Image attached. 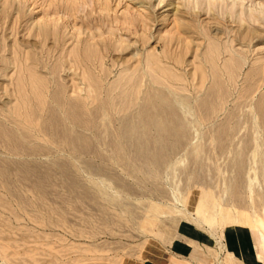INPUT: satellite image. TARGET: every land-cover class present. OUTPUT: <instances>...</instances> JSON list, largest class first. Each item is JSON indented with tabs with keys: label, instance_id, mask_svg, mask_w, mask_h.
Wrapping results in <instances>:
<instances>
[{
	"label": "rangeland",
	"instance_id": "374dc122",
	"mask_svg": "<svg viewBox=\"0 0 264 264\" xmlns=\"http://www.w3.org/2000/svg\"><path fill=\"white\" fill-rule=\"evenodd\" d=\"M174 1L101 0L105 14L98 0L83 12L76 0H0V264H244L226 247L241 258L250 236L264 264V82L244 97L264 64V0ZM232 3L254 11L262 39L232 43ZM60 15L59 46L43 42L39 20ZM221 46L245 63L239 73ZM181 225L213 244L189 242ZM177 240L195 252L171 254Z\"/></svg>",
	"mask_w": 264,
	"mask_h": 264
},
{
	"label": "bare ground",
	"instance_id": "6f19581e",
	"mask_svg": "<svg viewBox=\"0 0 264 264\" xmlns=\"http://www.w3.org/2000/svg\"><path fill=\"white\" fill-rule=\"evenodd\" d=\"M72 0H70V2H71ZM77 2H78V4L77 5H79L80 3H84L85 1H82L81 2V0H80V2L78 1V0H76ZM88 1V0H87ZM100 1V3L102 4V2H101V0H98V2ZM176 1V0H175ZM174 1V2H175ZM179 1V0H178ZM187 2L188 1V4L190 3L192 6L193 5H197V6H199V4H201L202 3V0H184V2ZM218 1H220V2H223L224 1V3H225V0H213V2H218ZM234 1V0H233ZM236 1H238V0H236ZM241 1V0H240ZM243 1L244 2H246L245 0H242V3H243ZM70 2H68L69 4H71ZM90 2V6H89V4L87 3V2H85L84 4L82 3L81 5H82V7L80 6V9L82 10V12H83V8L85 7L86 9H88L89 7H91L92 5H91V2H93V0L92 1H89ZM97 2V3H98ZM166 2V1H165ZM172 2V1H171ZM208 4L209 3H211L212 4V2L211 1H209V0H207L206 1ZM232 2V1H231ZM230 2V3H231ZM239 2V1H238ZM37 3H38V1H37ZM55 3V2H54ZM73 3L75 4V2H74V0H73V2H72V5H73ZM94 3V2H93ZM182 3H183V0H182V2H181V5L180 6H182ZM204 3V2H203ZM29 4V3H28ZM99 4V3H98ZM97 4V6H99ZM101 4H100V6H101ZM205 4V3H204ZM233 4V3H232ZM240 4V3H239ZM256 4V3H255ZM258 4H259V2H258ZM172 5V4H171ZM175 5H177V3L175 4ZM178 5H179V3H178ZM177 5V6H178ZM185 5L186 4H183V7H185ZM218 5V4H217ZM219 5H220V3H219ZM223 5V4H222ZM221 5V6H222ZM261 4H259V6H260ZM263 5V4H262ZM30 6V5H29ZM107 6V5H106ZM169 6H170V4H169ZM174 6V5H173ZM190 6V5H189ZM205 6L207 7V5L205 4ZM210 6V5H209ZM229 6H231V11H232V15H230V16H232V21H233V19H234V21L232 22L231 20H228V21H230V24H231V22L233 23V25L234 24H236L235 26H236V28L235 29H233V31H234V35H233V37L231 38L232 40H233V42L232 43H237L238 44V46L239 45H242V44H246V43H252L254 40H260V39H262L261 38V33L259 32L260 30H258V29H256L254 26L252 27L250 24H249V22H251V21H253V22H256V21H258L259 19L257 18V16L254 14V11L253 10H250L249 11V14H247L246 13V11L245 10H243V9H239V8H237L238 7V5H236L235 3L233 4V5H229ZM229 6H226V8H228ZM240 6V5H239ZM73 7V6H72ZM88 7V8H87ZM104 7H105V5H104ZM186 7H188V6H186ZM204 7V5L203 6H201V8H203ZM216 7L217 6H214V8L216 9ZM39 8V7H38ZM102 8H103V4H102ZM101 8V11L102 12H104L105 14H106V12H108V8H103L102 9ZM189 8V7H188ZM212 8H213V4H212ZM220 8H222V7H220ZM219 8V9H220ZM225 8V9H226ZM250 8V7H249ZM251 8H253V7H251ZM256 8V6L254 7V9ZM259 8V7H258ZM75 9H76V7H75ZM95 9V8H94ZM177 9H179L178 7H177ZM192 9V8H191ZM205 9V8H204ZM229 9H230V7H229ZM229 9H227V10H229ZM262 8L260 7V10H261ZM77 10H78V8H77ZM76 10V11H77ZM99 10H100V8H99ZM109 10H110V6H109ZM172 10H174V8L172 9ZM171 10V11H172ZM205 10H208V9H205ZM210 10L212 11V9L210 8ZM217 10H218V8H217ZM226 10V13L228 12L229 13V11H227ZM259 10V12H258V14H259V16H264V10H262V11H260ZM9 11V10H8ZM34 11V10H33ZM36 11V10H35ZM55 11H56V9H55ZM67 11V10H66ZM71 10H69L68 11V15H69V12H70ZM85 11V10H84ZM95 11V10H94ZM177 11H179V10H176V12ZM188 12H189V10H187ZM214 11V10H213ZM222 11V10H221ZM257 11V10H256ZM58 12H60V10L58 11ZM72 12V11H71ZM110 12H111V10H110ZM110 12H108V14L110 13ZM173 12V11H172ZM194 12V11H193ZM198 12H200L199 11V9H198ZM201 12H202V9H201ZM214 12H216V10L214 11ZM213 12V13H214ZM217 12H219V14H220V11L218 10ZM66 13V12H65ZM74 13V12H73ZM75 13H77V12H75ZM78 13H80V11L78 12ZM77 13V14H78ZM129 13V12H128ZM133 13V12H132ZM179 13V12H178ZM187 13V12H186ZM191 13V12H190ZM208 13V12H207ZM207 13H205V14H207ZM210 13V12H209ZM225 13V12H224ZM225 13V14H226ZM10 14V13H9ZM19 14V13H18ZM59 14V13H58ZM57 13H56V15H58ZM76 14V15H77ZM103 14V13H102ZM131 14V13H130ZM134 14V13H133ZM136 15H137V13H135ZM195 14H196V12H195ZM197 14H199V13H197ZM204 14V13H203ZM216 14V13H215ZM56 15L54 16V15H52V16H54V17H56ZM61 15H62V18H63V14H62V12H61ZM61 15H60V17L58 18V19H55V20H53V21H51V19H49V20H45V16H44V18H41L39 21H43V19H44V21L42 22V23H40V25L38 26V28L36 29V34H37V36H40V37H42L43 38V42H44V39L45 40H48V38L51 36L52 37V35L55 37V42H56V44L58 45L59 43H57V41H61V39L63 38V36H62V33L60 34V30L58 29V25L60 24L59 22H60V19H61ZM71 15V14H70ZM125 15V14H124ZM182 15V17H183V14H181ZM222 15V14H221ZM228 15V14H227ZM49 16V15H48ZM48 16H46V18L48 17ZM52 16H51V18H52ZM66 16H67V14H66ZM110 16V15H109ZM126 16V15H125ZM131 16H132V14H131ZM130 16V18H133L135 15H133L132 17ZM147 16V15H146ZM169 16V15H168ZM189 16V15H188ZM188 16H186V17H188ZM193 16H195V15H193ZM207 16V15H206ZM74 17V16H73ZM77 16H75V18H76ZM89 17V16H88ZM103 17V16H102ZM145 17V16H144ZM170 17V16H169ZM181 17V18H182ZM197 17V16H196ZM220 17V16H219ZM225 17V16H224ZM234 17V18H233ZM21 18V17H20ZM38 18V17H37ZM40 18V17H39ZM68 19L70 18V16L69 17H67ZM66 18V19H67ZM108 18V17H107ZM136 18H139V16L137 15L136 16ZM135 18V19H136ZM146 19L148 18V16L147 17H145ZM199 18H201L200 17V14H199ZM218 18V17H217ZM222 18V17H221ZM226 18V17H225ZM224 18V19H225ZM246 18H248V20L250 19V21H248ZM36 19V18H35ZM63 19H65V15H64V18ZM165 19H166V17H165ZM186 19V18H185ZM198 19V18H197ZM71 20V18L69 19V21ZM72 20H73V18H72ZM113 20V19H112ZM126 20H127V16H126ZM188 20V19H187ZM223 20V19H222ZM62 21V20H61ZM67 21V20H66ZM66 22V26L71 30V33L72 32H75L74 34H77V35H79V36H81L82 37V33L80 32L81 30H79V29H77L76 27V25H73L71 22ZM104 21V20H103ZM116 21V20H115ZM145 21V20H144ZM168 21V20H167ZM166 21V22H167ZM199 21V20H198ZM197 21V22H198ZM214 22L215 23V25L214 26H218V27H220V25H223L222 23H223V21H222V23L219 21V19H216V18H211V22ZM110 23H111V21H109ZM114 22V21H113ZM146 22H149V21H146ZM187 22V21H186ZM207 22V21H206ZM210 22V23H211ZM259 22V21H258ZM37 23V22H36ZM62 23V22H61ZM73 23H75V21L73 22ZM105 23V22H104ZM108 23V22H107ZM115 23V22H114ZM124 23V22H123ZM38 24H39V22H38ZM63 24V23H62ZM127 24V25H126ZM136 24V23H135ZM145 24V23H144ZM150 24V23H149ZM212 24V23H211ZM225 24V23H224ZM228 24H229V22H228ZM229 24V25H230ZM254 24V23H253ZM61 25V24H60ZM104 25V24H103ZM126 25V26H125ZM125 25H123L125 28H124V30L123 31H128V27L130 28H132V27H134V21H133V19L132 20H128V22H126L125 23ZM146 25H148V23L147 24H145V26ZM187 25V24H186ZM188 25H189V23H188ZM194 25V24H193ZM232 25V24H231ZM262 25H263V23H262ZM32 26H33V23H32ZM114 26H116V25H114ZM122 26V27H123ZM191 26V25H190ZM189 26V27H190ZM208 26L209 25H207V28H208ZM213 26V27H214ZM34 27V26H33ZM37 27V26H36ZM62 27H63V25H62ZM82 27V26H81ZM81 27H80V29H81ZM104 27H105V25H104ZM111 27H112V24H111ZM117 27H118V25H117ZM120 25H119V29H120ZM192 27V26H191ZM190 27V28H191ZM198 27V26H197ZM218 27H215L216 29H215V36H213V38H215L218 42H220V43H223L222 41L223 40H225L224 39V37L226 36V34H225V32H224V30H223V27L225 28V26H223L221 29L220 28H218ZM113 28H115V27H113ZM198 28H200V25H199V27ZM197 28V29H198ZM228 28V27H227ZM28 29V28H27ZM68 29V30H69ZM88 29V28H87ZM90 29V28H89ZM118 29V28H117ZM118 29V30H119ZM126 29V30H125ZM132 29H134V28H132ZM142 29V28H141ZM147 29H148V27H147ZM211 29H212V26H211ZM33 30H35V28H33ZM131 30V29H130ZM129 30V31H130ZM135 30V29H134ZM180 30V29H179ZM183 30V29H182ZM201 30H202V27H201ZM231 30H232V28H231ZM100 31V30H99ZM103 31V30H102ZM111 31V30H110ZM122 31V30H121ZM122 31V32H123ZM146 31V30H145ZM145 31H144V33H145ZM178 31V30H177ZM203 31V30H202ZM225 31L226 32H228V31H230V29H228V30H226L225 29ZM63 32V31H62ZM65 32H68L67 31V29L65 30ZM65 32H63V33H65ZM89 33H90V31H88ZM93 32V31H92ZM113 32V31H112ZM211 32V31H210ZM212 32H214V31H212ZM87 33V32H86ZM104 33V32H103ZM111 33V32H110ZM121 33V32H120ZM120 33H118V34H120ZM143 33V34H144ZM179 33L181 34L182 32L180 31H178V33H177V36L179 35ZM185 33H187V32H185ZM203 33H204V31H203ZM231 33V32H230ZM229 33V34H230ZM31 34V33H30ZM35 34V35H36ZM69 34V33H68ZM96 34V33H95ZM111 34H113V35H115V32H113V33H111ZM122 34V33H121ZM131 34V33H130ZM153 34V33H152ZM183 34V33H182ZM181 34V36H183ZM233 34V33H232ZM67 35V33H65V35H64V37ZM72 35V34H71ZM87 36H89V34H86ZM86 35H85V37H86ZM137 35H138V33H137ZM140 35V34H139ZM145 35V34H144ZM143 35V36H144ZM146 35H147V33H146ZM187 35V34H186ZM210 35V34H209ZM214 35V34H213ZM76 36V35H75ZM118 36V35H117ZM133 36V35H132ZM142 36V35H141ZM188 36L190 37V35H189V33H188ZM228 36H230V35H228ZM53 37V38H54ZM68 36H66V38H67ZM72 37V36H71ZM78 37V36H77ZM76 37V38H77ZM100 37V36H99ZM104 37H105V35H104ZM184 37V36H183ZM41 38V39H42ZM70 38V37H69ZM98 38V37H97ZM103 37H101V39H102ZM112 38V37H111ZM177 38V37H176ZM182 38V37H181ZM185 38V37H184ZM187 38V37H186ZM230 38V37H229ZM38 39H40V38H38ZM74 39V38H73ZM87 39H88V37H87ZM86 39V40H87ZM101 39H98V40H100V41H103V40H101ZM114 39H115V37H114ZM113 39V40H114ZM117 40H118V38H116ZM178 39H179V37H178ZM188 39V38H187ZM72 40V39H71ZM70 40V41H71ZM81 40V39H80ZM117 40H116V43H117ZM164 40V39H163ZM63 41V40H62ZM66 42H67V40H65ZM64 41V42H65ZM88 41H89V39H88ZM95 41V40H94ZM99 41V42H100ZM105 41V40H104ZM107 41V40H106ZM119 41H121V40H119ZM147 41V40H146ZM172 41V40H171ZM186 41V40H185ZM191 41V40H190ZM227 41V40H226ZM90 42H91V40H90ZM132 42V41H131ZM135 42H137V41H135ZM170 42V41H169ZM230 42V41H229ZM255 42V41H254ZM253 42V43H254ZM27 43V42H26ZM62 43V42H61ZM89 43V42H88ZM121 43V42H120ZM119 43V44H120ZM144 43H146V42H144ZM172 43V42H171ZM189 44H193V42H188ZM25 44V43H24ZM30 44V43H29ZM43 43L41 42V45H42ZM55 44V45H56ZM115 44V43H114ZM122 44V46H124L123 44L124 43H121ZM126 44V43H125ZM170 44V43H169ZM226 44V43H225ZM228 44V43H227ZM231 43H229V45H230ZM25 45H27V44H25ZM36 45V44H35ZM106 45H107V43H106ZM178 45H180V44H178ZM194 45V44H193ZM221 45V44H220ZM236 45V44H235ZM37 46V45H36ZM59 46V45H58ZM132 46H133V44H130L129 43V45L125 48V50H124V52H126L128 49H130V48H132ZM135 46V48H136V46L137 45H134ZM184 46V45H183ZM31 47V46H30ZM29 46H28V48H30ZM33 47V46H32ZM32 47H31V49H32ZM40 47V46H39ZM78 47H80L79 45H78ZM81 47H83V45L81 46ZM89 47V46H88ZM125 47V46H124ZM230 47V46H229ZM242 47H243V45H242ZM241 47V48H242ZM84 48V47H83ZM85 48H87V47H85ZM105 48V47H104ZM238 48V47H237ZM53 49H54V47H53ZM80 49V48H79ZM78 49V50H79ZM91 50L92 49H94L95 50V48H90ZM98 49H100V48H98ZM98 49H96V50H98ZM155 49V48H154ZM154 49H153V51H154ZM41 50V49H40ZM83 50V49H82ZM94 50L92 51V52H94ZM96 50H95V53H96ZM136 50H138L137 48H136ZM183 50V49H182ZM38 51V50H37ZM80 51V50H79ZM78 51V52H79ZM115 51V50H114ZM122 51V50H121ZM120 51V52H121ZM187 51H188V49H187ZM75 52V51H74ZM88 52V51H87ZM90 52V51H89ZM87 53V54H89L90 55V53ZM116 52V51H115ZM189 53H190V51H188ZM192 52H193V50H192ZM41 53H43V49H42V52ZM84 53V52H83ZM123 53V52H122ZM138 53V52H137ZM73 54V53H72ZM79 54H80V52H79ZM78 54V55H79ZM85 54V53H84ZM94 54V53H93ZM92 54V55H93ZM217 54V53H216ZM238 54V53H237ZM236 54V52L234 53V52H231V48H230V50L227 48V50H226V48H222V46H221V48H220V50H219V58H220V61L221 62H225V65H223V66H226L227 67V69H232V67L234 68H237L238 67V73L242 70V68H243V64H245L244 62H243V64L240 62V60H238L236 57H235V55H237ZM29 55V54H28ZM77 55V53H76V55H75V57L76 56H78ZM134 55H138V54H134ZM30 56V55H29ZM80 56V55H79ZM79 56H78V58H79ZM94 56H95V54H94ZM111 56V55H110ZM151 56V55H150ZM237 56H239V55H237ZM241 56H243V53H242V55ZM53 57V56H52ZM69 57V56H68ZM71 57V56H70ZM75 57L73 58L74 60H75ZM92 57V56H91ZM90 57V58H91ZM106 57H108V56H106ZM139 57H141V54H140V56ZM162 57V56H161ZM244 57V56H243ZM134 58H138V57H134ZM222 58V59H221ZM30 59V58H29ZM80 59V58H79ZM83 58H81L80 59V61L82 60ZM225 59V60H224ZM241 59H242V57H241ZM77 60V62H78V59H76ZM150 60H152L151 62H154V60L153 59H151L150 58ZM224 60V61H223ZM245 60V58H243V61ZM246 60H248L247 58H246ZM155 64V63H154ZM224 64V63H223ZM230 65V66H229ZM153 67V66H152ZM179 70V69H178ZM48 73V72H47ZM203 74V73H202ZM193 76V75H192ZM195 76H197V74H195ZM194 76V77H195ZM205 76V75H204ZM248 78H247V80H246V82L248 83V85H247V87H246V89H245V95H244V97H246V95L247 96H250V95H252L260 86V83L262 82H264V64H260V65H254V67H253V69L251 70V72H250V74L247 76ZM236 78V77H235ZM148 79V78H147ZM193 80H194V78H192ZM226 79V78H225ZM258 84V85H257ZM244 88V87H243ZM238 94V93H237ZM53 103V102H52ZM183 103V102H182ZM261 109V113H263L264 114V108H260ZM247 110V109H246ZM245 110V111H246ZM247 112V111H246ZM259 111H257V110H255L254 112H253V117H257L258 116V113ZM243 119V118H242ZM255 119V118H254ZM253 119V120H254ZM244 122V121H243ZM253 122V121H252ZM257 125V124H256ZM255 125V126H256ZM258 126V125H257ZM255 131V130H254ZM238 134V133H237ZM255 136V135H254ZM257 136V135H256ZM253 137V136H252ZM256 139V138H255ZM258 143V142H257Z\"/></svg>",
	"mask_w": 264,
	"mask_h": 264
},
{
	"label": "crops",
	"instance_id": "0c3cea01",
	"mask_svg": "<svg viewBox=\"0 0 264 264\" xmlns=\"http://www.w3.org/2000/svg\"><path fill=\"white\" fill-rule=\"evenodd\" d=\"M179 230H180L179 231L180 236H182L184 239L188 240L189 242L190 241H194V242H198V243L203 242L204 245H206V246H210L211 244H213L212 242H214L211 236L203 234L202 231H199L196 228L192 229L191 227H185V226L181 225ZM238 231L246 232L243 230H238ZM248 235L250 236V234H248ZM210 240H212V241H210ZM247 243H248V245L246 246L244 253H242L241 258L236 256L235 253L233 251L229 250L226 247V244L225 243L224 244L226 247V251L232 253L236 258L241 260L244 264H259L258 261H254L250 257L249 251H250V246H251V236H250V238L247 239ZM169 252L171 254H174V255H181L184 257H189L195 252V250L193 249V247L189 246L186 242H184L182 240H177L174 242V244L171 247H169ZM158 263L163 264L161 262H158Z\"/></svg>",
	"mask_w": 264,
	"mask_h": 264
}]
</instances>
